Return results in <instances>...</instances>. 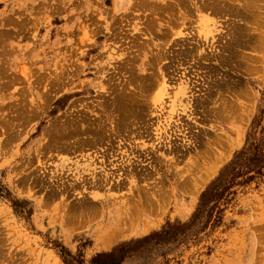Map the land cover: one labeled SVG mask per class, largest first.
<instances>
[{
  "label": "rangeland",
  "instance_id": "1",
  "mask_svg": "<svg viewBox=\"0 0 264 264\" xmlns=\"http://www.w3.org/2000/svg\"><path fill=\"white\" fill-rule=\"evenodd\" d=\"M143 1L0 0V264H92L123 246L121 264H264V171L246 167L264 158V0ZM138 88L149 107L114 108ZM86 127L110 128L102 143L122 155L87 149L103 134ZM218 177L231 187L207 220Z\"/></svg>",
  "mask_w": 264,
  "mask_h": 264
},
{
  "label": "bare ground",
  "instance_id": "2",
  "mask_svg": "<svg viewBox=\"0 0 264 264\" xmlns=\"http://www.w3.org/2000/svg\"><path fill=\"white\" fill-rule=\"evenodd\" d=\"M145 1H146V0H145ZM145 1H143V2H145ZM210 2H211V1H210ZM213 2H214V1H213ZM133 3H134V2H133ZM135 3H136V2H135ZM135 3H134V4H135ZM141 4H143V3H141ZM141 4H140V5H141ZM148 4H149V2H148ZM154 4H155V3H154ZM215 4H216V3H215ZM225 4H226V3H225ZM122 5H123V0H115V9H119V8H121ZM135 5H136V4H135ZM144 5H145V4H144ZM146 5H147V1H146ZM151 5H152V4H151ZM212 5H213V4H212ZM148 6H149V5H148ZM153 6H154V5H153ZM163 6H164V5H163ZM225 6H226V5H225ZM223 8H224V7H223ZM155 13H156V11H155ZM140 28H141V27H140ZM140 34H141V33H140ZM142 34H143V33H142ZM138 36H139V35H138ZM136 37H137V36H135V40L138 38V37H137V38H136ZM133 41H134V39H133ZM136 41H137V40H136ZM136 41H134V43H135ZM137 42H138V41H137ZM131 45H134V44H131ZM147 46H148V45H147ZM130 47H131V46H130ZM166 52H168V51H166ZM166 52H165V53H166ZM170 52H171V51H170ZM185 52H187V51H185ZM157 54H158V53H157ZM159 54H160V53H159ZM183 54H184V53H183ZM165 55H166V54H165ZM186 55H187V54H186ZM245 56H246V54H245ZM159 57H160V56H159ZM242 57H243V56H242ZM184 58H185V57H184ZM184 58H183V59H184ZM159 59H160V58H159ZM152 60H156V59L153 58ZM152 60H150V61L152 62ZM127 61H128V60H127ZM170 61H171V60H170ZM125 62H126V61H125ZM128 62H130V60H129ZM128 62H126V63H128ZM199 62H200V61H199ZM148 63H149V62H148ZM155 63H156V61H155ZM129 64H130V63H129ZM129 64H128V65H129ZM149 64H150V63H149ZM152 64H153V62H152ZM125 66H126V65H125ZM131 66L133 67V65H131ZM149 67H150V66H149ZM149 67H148V68H149ZM167 67H168V66H167ZM82 68H83V67H82ZM122 68H123V67H122ZM130 68H131V67H130ZM134 68H135V66H134ZM134 68H131V69L135 70L136 68H135V69H134ZM154 68H155V66H154ZM154 68H153V69H154ZM171 68H172V67H171ZM151 69H152V66H151ZM166 69H167V68H166ZM213 69H214V68H213ZM125 70H126V67H125ZM167 70H168V69H167ZM78 71H79V70H78ZM137 71H138V70H137ZM133 72H134V71H133ZM155 72H156V71H155ZM165 72H166V71H165ZM167 72H168V71H167ZM167 72H166V73H167ZM78 73H79V72H78ZM137 73H138V72H137ZM139 73H140V72H139ZM135 74H136V70H135ZM147 74H148V73H147ZM147 74H146V75H147ZM153 74H154V73H153ZM132 75H133V74H131L130 76L132 77ZM138 75L140 76V74H137V77H136L135 79L138 78ZM141 75L143 76L144 74H141ZM148 75H149V78H150V76H152V73H151V75H150V74H148ZM154 75H155V76L157 77V79H158L159 76H157L156 74H154ZM154 75L152 76V78L154 77ZM165 75H166V74H165ZM126 76H127V75H126ZM130 76H129V77H130ZM142 76H140V79H141ZM144 76H145V75H144ZM127 77H128V76H127ZM131 77H130V78H131ZM156 77H155V78H156ZM142 78H144V77H142ZM135 79H134V80H135ZM145 79H146V78H144L143 81H144ZM159 79L162 80L161 78H159ZM159 79H158V83H160V85H161V84L163 85V83H161V81L159 82ZM122 80H123V79H122ZM134 80H133V81H134ZM152 80H153V79H150V82H149V79L147 80L148 82L145 80V81L147 82V85H148L147 88H148V89L150 88L149 86H152V85H154V84H155V85L157 84L156 79H154L153 81H152ZM108 81H109V80H108ZM167 81H168V80H167ZM109 82H110V81H109ZM124 82H126V80H125ZM124 82H122V84L127 85V84H125ZM141 82H142V79H141V81H139V84H141ZM162 82H163V80H162ZM188 82H189V81H188ZM112 83H113V82H112ZM112 83H111V86H112ZM130 83H131V82H129V84H130ZM114 84H115V82H114ZM120 84H121V83H120ZM133 84H136V82L133 83ZM142 84L145 85L144 82H143ZM147 85H146V86H147ZM157 85H158V84H157ZM157 85H156V86H157ZM115 86H116V88H117V85H115ZM118 86H119V84H118ZM137 86H138V84H137ZM137 86H136V87H137ZM141 86H142V85H141ZM146 86H145V87H146ZM113 87H114V85H113ZM119 87H121V86H119ZM123 87H124V86H123ZM123 87H122V89H123ZM134 87H135V86H134ZM142 87H143V86H142ZM125 88H126V87H125ZM127 88H128V87H127ZM164 88H165V87H164ZM110 89H111V88H110ZM114 89H115V88H114ZM118 89H119V88H117V90H118ZM122 89H121V90H122ZM141 89H142V88H141ZM119 90H120V89H119ZM121 90H120V92H121ZM130 90H131V89H130ZM138 90H139V88L136 89V91L131 90V92H124V93L122 92L120 95H119V93H116V90H114L115 93L119 95V96H118V98H119L118 100H116V99L114 98L115 96H113V95H109V94H110V90H108V91H109V94H108V92H107L106 94H108V96H111L112 100L115 99L116 101H118L117 103L115 102V103L117 104V105H116V104H115V105L118 106V107L114 106V108H119V107H121L122 105H125V104H126L127 106H135V105H137V106H138V109H136V110H138L139 112H141V111L144 110V104H145L147 107H149V104H147V103H148V102H151V101H149L148 98H147L148 102H146V100H145L144 98L141 97L142 94H141V93L139 94V91H138ZM184 90H185V88L183 87V91H184ZM114 91H112V92H114ZM132 91H133V92H132ZM117 92H119V91H117ZM142 93H143V92H142ZM112 94H113V93H112ZM116 94H115V95H116ZM143 94H144V93H143ZM159 95H160V94H159ZM161 95H162V93H161ZM112 96H113V97H112ZM153 96H154V94H153ZM147 97H149V96H147ZM155 97H156V96H155ZM116 98H117V97H116ZM150 98H151V97H149V99H150ZM104 99H105V98H104ZM104 99H103V101L106 102V100H104ZM106 99H107V96H106ZM151 99H152V98H151ZM153 99H154V98H153ZM153 99H152V100H153ZM109 100H111V99H109ZM109 100H107V102H108ZM112 100H111V102H113ZM115 100H114V101H115ZM99 101H102V100H99ZM119 101H120V102H119ZM155 101H156V100H155ZM105 102H104V104H105ZM111 102L109 101L108 104H110ZM198 102H199V101H198ZM113 103H114V102H113ZM118 103H121V105L119 106ZM98 104H99V103H98ZM100 104L102 105L103 102H102V103L100 102ZM108 104H106L107 107H109ZM151 104H152V102H151ZM153 104H155L154 101H153ZM96 105H97V104H96ZM110 105H111V104H110ZM112 105H113V104H112ZM103 106H104V105H103ZM94 107H95V106H94ZM110 107H111V106H110ZM112 107H113V106H112ZM156 107H157V106H156ZM156 107H155V108H156ZM95 108H96V107H95ZM98 108H99V106H98ZM101 108H102V107H101ZM103 108H104V111L107 110V109H105L106 107H103ZM153 108H154V107H153ZM155 108H154V109H155ZM158 108H159V107H158ZM84 109H85V108H84ZM87 109H89V108H87ZM108 109H109V108H108ZM110 109H111V108H110ZM110 109H109V110H110ZM122 109H123V108H122ZM149 109H150V108H149ZM149 109H148V110H149ZM151 109H152V108H151ZM159 109H160V108H159ZM75 110H78V109H75ZM85 110H86V109H85ZM92 110H93V109H92ZM95 110H96V109H95ZM99 110H100V111H103V110H101V109H98V111H99ZM109 110H107L108 112H107V111H106V112H107V113H111V112H109ZM112 110H113V109H112ZM117 110H118V109H117ZM117 110L115 109V112H116V113H117ZM130 110H131V109H130ZM161 110H162V109H161ZM73 111H74V110H73ZM81 111H83V110H81ZM81 111H80V112H81ZM89 111H90V110H89ZM89 111L86 110V112H88V113H89ZM104 111H103V114H104ZM119 111H120V110H119ZM119 111H118V112H119ZM149 111H150V110H149ZM152 111H153V110H152ZM86 112H85V113H86ZM115 112L113 113V111H112L113 114H116ZM121 112H123V111H121ZM150 112H151V111H150ZM150 112H148V114H149ZM153 112H155V111H153ZM158 112H159V111H158ZM78 113H79V112H78ZM78 113H77V114H78ZM85 113H84V111H83V114H82V112L79 113V114H82L83 117L85 118V116H84ZM112 113H111V115H112ZM151 113H152V112H151ZM77 114H75V115L77 116ZM79 114H78V115H79ZM100 114L103 115L102 112H100ZM127 114H128V113H127ZM127 114H126V115H127ZM134 114L136 115V111H135ZM156 114H157V113H156ZM161 114H162V113H161ZM161 114H160V115H161ZM92 115H93V114H92ZM97 115H98V114H97ZM101 115H99V117H100ZM116 115H117V114H116ZM116 115H115V116H116ZM130 115H133V114H130ZM130 115H129V116H130ZM135 115H133V117H134ZM137 115L140 116L139 113H138ZM141 115H142V113H141ZM152 115H153V114H152ZM73 116H74V115H73ZM80 116H81V115H80ZM80 116H79V117H80ZM95 116H96V115H95ZM103 116H104V115H103ZM103 116H101V117H103ZM129 116H128V117H129ZM142 116H143V115H142ZM149 116H150V115H149ZM77 117H78V116H77ZM77 117H75V120H76ZM90 117H91V116H90ZM92 117H94V115H93ZM111 117H112V116H111ZM111 117H110V119H108L109 121L111 120ZM131 117H132V116H131ZM133 117H132V118H133ZM94 118H95V117H94ZM105 118H106V117H104V119H105ZM125 118H127V116H126V117L124 116V119H123V120H125ZM139 118H141V117H139ZM148 118H149V117H148ZM162 118H163V117H162ZM86 119H87V117H86ZM89 119H90V118H89ZM91 119H92V118H91ZM95 119H96V118H95ZM95 119H94V120H95ZM97 119H99V118H97ZM104 119H103V120H104ZM142 119H143V118H142ZM142 119H141V122L144 121V120H142ZM144 119H145V118H144ZM77 120H78V118H77ZM82 120H83V118L81 117V121H82ZM99 120H100V119H99ZM99 120H98V122L101 121V120H100V121H99ZM123 120H121V121H122L121 124H123V122H124ZM60 121H61V120H60ZM63 121H64V120H63ZM68 121H69V120H68ZM79 121H80V120H79ZM79 121H77L76 124H77ZM83 121H84V120H83ZM90 121H91V120H90ZM92 121H93V119H92ZM92 121H91V123H92ZM96 121H97V120H96ZM109 121L107 122V124H109ZM121 121L118 120V122H121ZM126 121L128 122L129 120H126ZM145 121H146V120H145ZM152 121H153V119H152ZM102 122H103V121H102ZM102 122H101V123H102ZM111 122H112V121H111ZM127 122H126V123H127ZM137 122H138V124H139V119H138ZM141 122H140V123H141ZM65 123H67V122H65ZM65 123H64V124H65ZM68 123H69V122H68ZM68 123H67V124H68ZM72 123H74V122L72 121ZM112 123H113V122H112ZM126 123H125V124H126ZM128 123H129V122H128ZM128 123L126 124V126L128 125ZM135 123H136V121H135ZM148 123H149V122H148ZM151 123H152V122H151ZM156 123H157V122H156ZM69 124H70V123H69ZM76 124H74V126H76ZM88 124H90V123H88ZM93 124H94V123H93ZM95 124H97V123H95ZM98 124H100V123H98ZM103 124H106V121H105V123H103ZM141 124H142V123H141ZM152 124H153V123H152ZM154 124H155V123H154ZM77 125H79V123H78ZM123 125H124V124H123ZM123 125H122V126H123ZM134 125H135V124H134ZM139 125H140V124H139ZM150 125H151V124H150ZM51 126H52V125H51ZM57 126H58V125H57ZM60 126H61V125H60ZM68 126H70V125H68ZM71 126H72V125H71ZM71 126H70V130L73 129ZM87 126H89V125H87ZM110 126H111V125H110ZM115 126L117 127L118 124H117V125L115 124ZM122 126L120 125L119 128H121ZM128 126H129V125H128ZM128 126H127V127H128ZM130 126H131V124H130ZM135 126H136V125H135ZM147 126H148V125H147ZM58 127H59V126H58ZM61 127H62V126H61ZM65 127H66V125H65ZM65 127H64V128H65ZM78 127L80 128V125H79ZM78 127H77V128H78ZM124 127H125V126H124ZM127 127H126V128H127ZM140 127H141V126H140ZM150 127H151V126H150ZM150 127H149V128H150ZM77 128H76V129H77ZM86 128H87V129H86ZM86 128H84V129H85L84 131H89V129H90V131H89L90 133H92L93 130H94V129L92 130L90 127H89V129H88V127H86ZM93 128H94V127H93ZM97 128H98V127H97ZM111 128H112V127H111ZM117 128H118V127H117ZM117 128H115V129H117ZM134 128H136V127H134ZM147 128H148V127H147ZM151 128H152V127H151ZM52 129H53V128H52ZM58 129H59V128H58ZM61 129H62V128H61ZM61 129H60V130H61ZM66 129H69V128H66ZM98 129H99V128H98ZM98 129H97V130H98ZM101 129H102V128H101ZM101 129H100V131H97L96 129H95V130H96V132L99 133V132L102 131ZM109 129H110V128H109ZM109 129H106V128H105L104 130H106V131L104 132V130H103V131L101 132V133L103 134V137L100 138L101 141L104 140L105 138H107V137L104 138V136L106 135L107 130H109ZM131 129H132V127H131ZM136 129H137V128H136ZM138 129H139V128H138ZM143 129H144V128H143ZM153 129H154V128H152V130H153ZM64 130H65V129H64ZM77 130H78V129H77ZM77 130H75V131H77ZM95 130H94V132H95ZM117 130H118V129H117ZM119 130H120V129H119ZM119 130H118V131H119ZM122 130H124V128H123ZM122 130H120V131L122 132ZM128 130H129V132L131 131L130 129H127V131H128ZM155 130H156V129H155ZM58 131H59V130H58ZM62 131H63V130H62ZM78 131L81 132V129H79ZM78 131H77V133H78ZM110 131H111V129H110ZM118 131H117V132H118ZM124 131H125V130H124ZM138 131H140V130H138ZM138 131H137V133H139V134L142 133V131H141V132H138ZM145 131H146V130H145ZM59 132H60V131H59ZM68 132H69V130H68ZM96 132H95V133H96ZM129 132H128V133H129ZM143 132H144V130H143ZM151 132H152V131H151ZM12 133H13V132H11V134H12ZM65 133H66V132H65ZM84 133H85V132H84ZM90 133H89V134H90ZM118 133H119V132H118ZM126 133H127V132H126ZM134 133H136V132H134ZM147 133H148V132H147ZM153 133H154V132H153ZM11 134H10V135H11ZM13 134H16V132L13 133ZM54 134H55V133L53 132V137H52V138H55V140H56L57 138H58V139H59V138H60V139L62 138L61 136L59 137V135H60L61 133H59V135L57 134V135H58L57 138H56L57 135L54 136ZM62 134H63L64 136H66L63 132H62ZM66 134H68V133H66ZM73 134H74V130H73ZM86 134H87V133H86ZM89 134H88V135H89ZM93 134H94V133H93ZM102 134H100V135H102ZM108 134L111 135V133H109V131H108ZM113 134H114V133H113ZM122 134H123V133H122ZM122 134H121V135H122ZM148 134H149V133H148ZM75 135H76V133H75ZM75 135H74V136H75ZM90 135H91V134H90ZM95 135H96V134H95ZM97 135H98V134H97ZM110 135H108V138L113 136V135H112V136H110ZM115 135H117V134H115ZM134 135H135V134H134ZM143 135H145V134H143ZM152 135H154V134H152ZM79 136H80V135H79ZM83 136H84V134H83ZM106 136H107V135H106ZM117 136H118V135H117ZM117 136H116V138H117ZM132 136H133V135H132ZM132 136H131V137H132ZM135 136H136V135H135ZM137 136H139V135L137 134ZM137 136H136V137H137ZM11 137H12V136H11ZM66 137L69 138L68 136H66ZM76 137H78V136H76ZM76 137H75V138H76ZM80 137H81V136H80ZM94 137H95V136H94ZM98 137H99V136H98ZM131 137H129V138H131ZM9 138H10V137H9ZM52 138H51V139H52ZM63 138H64V137H63ZM63 138H62V139H63ZM71 138H72V136H70V139H69V140H71ZM87 138H89V137H87ZM87 138H86V139H83V140H87V141H88L89 139H87ZM102 138H104V139H102ZM108 138H107V139H108ZM112 138H113V137H112ZM118 138H119V137H118ZM129 138H128V139H129ZM133 138H134V137H133ZM76 139H77V138H76ZM76 139H75V140H76ZM90 139H91V138H90ZM97 139H98V138H97ZM109 139H110V138H109ZM53 140H54V139H53ZM64 140H65V139H64ZM64 140H62V141L64 142ZM66 140H68V139H66ZM69 140H68V141H69ZM80 140H81V139H80ZM111 140H112V139H111ZM114 140H115V139H114ZM117 140H118V139H117ZM117 140H115V141H117ZM48 141H49V140H48ZM62 141H61V143H62ZM76 141H77V140H76ZM78 141H79V140H78ZM98 141H99V139H98ZM56 142H60V140H59V141L56 140ZM94 142H95V140H94ZM99 142H100V141H99ZM107 142H108V141H107ZM109 142H110V141H109ZM132 142H133V141H132ZM52 143H53V142H52ZM52 143H51V144H52ZM54 143H55V142H54ZM54 143H53V144H54ZM66 143H67V142H66ZM83 143H84V142H83ZM86 143H87V142H86ZM100 143H101V142H100ZM103 143H106V142L103 141ZM103 143H101V144H103ZM113 143H114V142H113ZM117 143H118V142H117ZM57 144H58V143H57ZM62 144H63V143H62ZM62 144H61V145H62ZM72 144H73V142H72ZM78 144H79V143H77V146H78V147L76 146L77 149L80 148V147H82L81 144H80V145H78ZM89 144H91V143H89ZM95 144H96V143H95ZM111 144H112V143H111ZM115 144H116V142H115ZM115 144H114V145L112 144V145L115 147ZM66 145L69 146L70 144L67 143ZM75 145H76V143H75ZM86 145H87V144H86ZM86 145H84V147H85ZM121 145H123V144H121ZM44 146H45V145H44ZM55 146H56V144L53 146V149H56V148H54ZM57 146L60 148V144H58ZM57 146H56V147H57ZM72 146H73V145H71L70 147H72ZM88 146H89V145H88ZM94 146H95V145H94ZM102 146H103V145H102ZM47 147H50V146H47ZM61 147H62V146H61ZM63 147H65V143H64ZM63 147H62V148H63ZM73 147H74V146H73ZM84 147H83V148H84ZM110 147H111V146H110ZM51 148H52V146H51ZM62 148H61V149H62ZM66 148H67V147H66ZM99 148H100V147H99ZM107 148H108V147H107ZM48 149H49V148H48ZM48 149L46 150V152L49 151ZM57 149H58V148H57ZM61 149H60L59 151H61ZM113 149H116V147L113 148ZM68 150H69V149L67 148V152H68ZM80 150H82V149L80 148ZM96 150H97V149H96ZM99 150H100V149H99ZM62 151H64V150L62 149ZM74 151H76V153H77L78 155H79V153L81 152V151L79 152L78 150H74ZM77 151H78L79 153H78ZM109 151H110V150H109ZM53 152H54V151H53ZM55 152H56V151H55ZM67 152H66V153H67ZM71 152H72V150H71ZM83 152L85 153V151H83ZM104 152H105V151H104ZM106 152H108V151H106ZM112 152H113V150H112ZM96 153H98V152H96ZM99 153L101 154L102 152H99ZM99 153H98V154H99ZM68 154H69V153H68ZM80 154H81V153H80ZM82 154H83V153H82ZM100 154H99V155H100ZM105 154H106V153H105ZM116 154H117V153H116ZM75 155H76V154H75ZM113 155H114V154H113ZM93 162H94V161H93ZM84 176H85V175H84ZM84 176H83V177H84ZM105 176H106V179H105V180L108 181V182H110V179L108 178V177H109V174H107V175H105ZM101 177H102V176H101ZM57 182H58V181H57ZM72 182H73V181H72ZM99 182H100V181H99ZM102 182H103V181H102ZM61 183H62V182H61ZM67 183H68V182H67ZM103 183H104V182H103ZM105 183H106V182H105ZM62 184H63V183H62ZM68 184H69V183H68ZM73 184H74V183H73ZM64 185H65V184H64ZM77 185H79V184H77ZM101 185H102V184H101ZM71 186H72V185H71ZM60 187H61V186H60ZM62 188H63V187H62ZM62 188H61V189H62ZM65 189H66V188H65ZM73 189H74V188H73ZM83 192H84V191H83ZM84 195H85V194H84ZM84 195H83V198H84ZM147 196H148V195H147ZM131 198H132V197H131ZM87 206H88V205H87ZM75 207H76V206H75ZM73 209H74V208H73ZM125 213H126V212H125ZM71 216H72V215H71ZM69 218H70V217H69ZM123 227H124V226H123Z\"/></svg>",
  "mask_w": 264,
  "mask_h": 264
},
{
  "label": "trees",
  "instance_id": "3",
  "mask_svg": "<svg viewBox=\"0 0 264 264\" xmlns=\"http://www.w3.org/2000/svg\"><path fill=\"white\" fill-rule=\"evenodd\" d=\"M242 155H236L235 158L231 161L229 164V167H235L238 160L240 159ZM247 157V165L249 172L255 171L257 174L262 173L264 171V158H259L258 155H246ZM237 175H234V177ZM222 177V176H221ZM221 177L216 178L207 188V190L202 195L200 208L198 211V214L200 216H204L209 219V217L212 216L214 207L210 206L208 202L212 199V197H215L214 201L215 203L218 202V200L221 199L223 193L227 191L231 187V179L226 181L223 185H221ZM206 225V223H201L202 228ZM126 247H119L111 252L99 254L96 257L93 258L92 264H121L122 261L129 256L128 253L125 250Z\"/></svg>",
  "mask_w": 264,
  "mask_h": 264
},
{
  "label": "flooded vegetation",
  "instance_id": "4",
  "mask_svg": "<svg viewBox=\"0 0 264 264\" xmlns=\"http://www.w3.org/2000/svg\"><path fill=\"white\" fill-rule=\"evenodd\" d=\"M166 127V126H165ZM138 132H140V131H138ZM91 138V139H90ZM89 140H88V144L89 143H91V144H89V146L88 147H86L87 149L89 148V149H91L92 151H96L95 150V148H98V149H100V150H102L104 153V155H113V154H115V155H122V154H120L121 152H123V150H120L119 148H117V147H119V144H115V143H112L113 145L115 144V147H116V149H113V148H115L111 143H109V141H108V143L110 144V146H104V147H102V146H100L99 144H97L98 143V139H97V137H94L93 135H90L89 136V138H88ZM94 140H95V142H94ZM106 142H107V140H106ZM96 143V144H95ZM101 143H102V141H101ZM95 145V146H94ZM77 145H74V147H76ZM78 147V146H77ZM100 147V148H99ZM108 147V148H107ZM74 150V149H73ZM110 150V151H109ZM112 150H113V152H112ZM106 151H108V152H106ZM106 153V154H105ZM117 153V154H116ZM100 154V153H99ZM119 163V162H118ZM119 165H120V163H119ZM112 172H107L105 175H107V174H109V176H110V174H111ZM122 173V172H121ZM113 175V174H112ZM103 177V179H104V181H106L105 179H106V177H104V176H102ZM110 179V178H109ZM114 179L115 178H113L112 177V180L110 179V182H113L114 181ZM104 184H106V183H104Z\"/></svg>",
  "mask_w": 264,
  "mask_h": 264
}]
</instances>
